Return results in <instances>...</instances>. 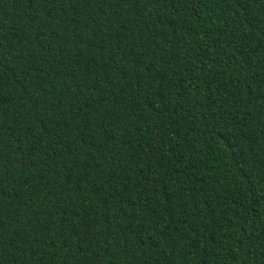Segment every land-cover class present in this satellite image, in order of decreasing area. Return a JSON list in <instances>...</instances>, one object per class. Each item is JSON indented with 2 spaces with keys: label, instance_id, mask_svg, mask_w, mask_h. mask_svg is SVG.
Listing matches in <instances>:
<instances>
[{
  "label": "trees",
  "instance_id": "1",
  "mask_svg": "<svg viewBox=\"0 0 264 264\" xmlns=\"http://www.w3.org/2000/svg\"><path fill=\"white\" fill-rule=\"evenodd\" d=\"M0 264H264V0H0Z\"/></svg>",
  "mask_w": 264,
  "mask_h": 264
}]
</instances>
